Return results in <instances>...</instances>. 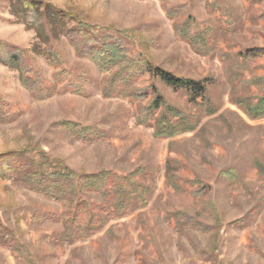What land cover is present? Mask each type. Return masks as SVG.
Masks as SVG:
<instances>
[{
	"label": "rangeland",
	"instance_id": "374dc122",
	"mask_svg": "<svg viewBox=\"0 0 264 264\" xmlns=\"http://www.w3.org/2000/svg\"><path fill=\"white\" fill-rule=\"evenodd\" d=\"M26 3L34 9L51 5L118 39L132 60L177 78L209 81L215 114L193 132L155 138L160 113L173 109L176 121L191 125L206 113L183 92L146 76L138 89L165 104L150 124H139L149 100L104 97L106 74L78 56L65 37L48 42ZM181 6L211 36L206 50L175 35L159 0H0V101L10 118L0 121V156L40 159L44 153L58 171L129 177L140 197L128 216L102 215L101 233L68 243L62 205L0 177V229L8 228L28 248L33 264H264V119L251 121L236 105L261 93L231 83L228 75L235 62L242 63L239 55L264 50V0H169L166 7ZM51 47L59 58L55 65L48 63ZM13 55L27 62L30 78L40 79L52 96L39 98L22 85L20 73L2 63ZM242 77H264V53L235 79ZM86 128L102 140L84 143L73 136L72 130ZM81 200L106 203L93 195ZM0 264L27 263L0 247Z\"/></svg>",
	"mask_w": 264,
	"mask_h": 264
},
{
	"label": "trees",
	"instance_id": "16d2710c",
	"mask_svg": "<svg viewBox=\"0 0 264 264\" xmlns=\"http://www.w3.org/2000/svg\"><path fill=\"white\" fill-rule=\"evenodd\" d=\"M159 1L165 9L168 19L173 21V28L177 37L188 41L195 49L199 50H206L211 45V36H208L207 32L197 29L196 21L188 14L187 6H181L178 10H169L166 7L169 0ZM24 6L30 10L29 13L37 14V22H40L38 32L45 31L44 34H46L48 42L56 36L65 37L78 56L89 58L100 73L106 74L104 97H130L138 102L149 100L138 117L139 124H150L165 104L163 97L149 98L148 90L138 89V85L146 76L161 80L176 94L183 92L192 104L199 105L203 114L206 113L194 125L187 123L184 118L176 121L177 113L173 109L170 110L169 115L160 113L156 117L155 126H153L155 138H172L193 132L206 115L215 114L211 109L208 96L209 81L177 78L164 70L154 69L146 61L132 60L118 39L101 36L93 26L84 24L71 14L64 15L61 10L51 5L44 7V9H37L36 7L34 9V4L29 3ZM32 9L34 10L32 11ZM30 24L32 27L37 23ZM263 53L264 50L262 49H254L248 51L244 56L239 55L238 59L242 63L240 65L237 63L236 67L235 62L228 71L231 83L238 82L246 87L255 88L261 93L254 100L250 98L236 100V105L244 110L251 121L264 119V77H253L248 81H245L243 77L241 79H235V77L240 76L244 70L248 71ZM47 56L50 65H55L59 60L52 47L48 49ZM2 63L20 73L22 85L29 92L42 99L52 96L53 90L44 89L40 79L30 78L32 69L27 62H23L17 55H13L8 61H2ZM153 91L156 94V89ZM6 111L7 105L0 101V121L3 123L10 121ZM72 134L84 143H95L102 140L97 132L89 128L72 130ZM45 156L44 153L40 159H31L20 153L0 156V177L8 178L13 183L23 185L30 191L62 205L66 211L62 215L67 217L64 236L68 243L78 239H87L101 233L106 227L102 215L108 219H122L129 215L134 202L140 198L137 185L133 183L132 178L122 177L114 173L77 175L69 169L58 171L52 169ZM257 167L261 170L258 163ZM86 195L98 196L106 203L101 205L81 200V197ZM108 204L113 206V211H109ZM184 224L191 226L189 222ZM193 228L202 232L210 230L200 224L194 225ZM0 247L10 250L13 255L24 260L27 264L34 262L28 248L8 228L0 229Z\"/></svg>",
	"mask_w": 264,
	"mask_h": 264
}]
</instances>
